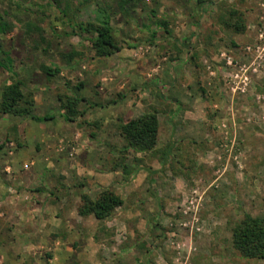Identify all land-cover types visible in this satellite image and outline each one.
<instances>
[{"label": "rangeland", "instance_id": "obj_1", "mask_svg": "<svg viewBox=\"0 0 264 264\" xmlns=\"http://www.w3.org/2000/svg\"><path fill=\"white\" fill-rule=\"evenodd\" d=\"M46 1L0 0V22L10 24L0 33V52L13 67L0 68V89L23 80L34 97L32 114L59 121L0 114V194L44 188L39 193L58 197L50 246L21 242L9 249V261L22 264L17 257L34 250L36 262L23 264H264L231 245L243 214L264 217V0H61L59 9ZM65 9L88 22L108 15L124 48L92 57ZM238 19L237 33L226 24ZM72 50L79 56L70 60ZM41 64L61 72L45 76ZM72 95L84 98L77 106L84 115L64 121L58 98ZM148 111L158 117L155 153L121 152L116 124ZM63 125L68 136L40 143ZM167 142L174 146L162 166ZM122 162L155 171L153 194L144 172L136 186H105L103 178L119 174ZM105 188L122 205L104 220L79 217L78 195ZM3 208L7 235L18 236L17 215Z\"/></svg>", "mask_w": 264, "mask_h": 264}, {"label": "trees", "instance_id": "obj_2", "mask_svg": "<svg viewBox=\"0 0 264 264\" xmlns=\"http://www.w3.org/2000/svg\"><path fill=\"white\" fill-rule=\"evenodd\" d=\"M131 0H122L120 6L127 5ZM47 5L57 7L61 4V0H47ZM68 8V7H67ZM69 10V9H68ZM235 14V12H233ZM61 14L67 17L66 21L69 25L72 34L79 37L87 48L92 51L94 58H106L123 49L121 42L115 40L112 28L109 22V16L103 15L99 21L88 22L77 20L78 15L71 13L70 16L67 9L61 10ZM2 17H0L1 21ZM239 21V23H238ZM228 27L238 33L243 30V25L240 19L234 24H226ZM30 25L27 27V32L31 31ZM10 30V24L0 22V33H6ZM156 32H152L150 37L154 38ZM3 56V61H0V68H3L7 73H12V60L7 52H0ZM71 60L73 56H79L75 51L67 54ZM39 71L48 77H56L60 74L61 68L55 64H41ZM24 81L16 79L13 82H6L0 89V114L26 117L34 122H51L55 120V114L34 115L32 108L34 106V97L31 91L24 92ZM81 84L77 85L79 89ZM162 96V92H159ZM119 96V95H118ZM61 105V116L64 121H74L78 116L84 115V112L78 110L77 106L84 98L76 95L66 98H58ZM118 134L122 137L124 145L121 147V152L132 151L134 153L154 154L156 151V140L158 134V117L156 111H148L136 118H127L120 120L116 124ZM93 134H91L92 136ZM173 142H169L165 146L161 155V164L165 166L170 153L173 150ZM2 145H0V149ZM117 165V164H115ZM138 166L131 168L122 162L120 174L122 175L123 183L128 184L137 171ZM148 173L147 184L150 189L153 184V174L149 168H145ZM49 170H47L48 172ZM46 174V173H45ZM43 174L42 177H45ZM44 188H35L32 192H43ZM45 191V190H44ZM52 193V192H50ZM53 201L58 199L55 194H48ZM79 203L76 207V213L79 217L92 216L96 220H104L117 208L122 205V200L115 195L111 189H102L94 197L85 193L78 195ZM231 245L233 249L242 257L247 259L264 260V217H252L249 214H243L242 218L234 224L231 229Z\"/></svg>", "mask_w": 264, "mask_h": 264}, {"label": "crops", "instance_id": "obj_3", "mask_svg": "<svg viewBox=\"0 0 264 264\" xmlns=\"http://www.w3.org/2000/svg\"><path fill=\"white\" fill-rule=\"evenodd\" d=\"M89 103H90L89 100H87V105L89 107H94L95 103H92V104L91 103L89 104ZM59 116L60 118H62L61 108L59 110ZM57 118L58 117H55L56 123L59 122L57 121ZM55 120L51 122H45V123H52V122H55ZM171 128L172 130L174 129L173 126H171ZM63 132H64V135H62ZM68 133L69 132L65 131L64 125L62 126L61 129L59 127L53 126V131L51 132L49 131V133H46L48 135L44 136V138H41L39 141L40 143H44L46 138L50 137L54 139L55 137H59V136H68L69 135ZM168 143L169 142H167V144ZM41 145L42 144H39L38 148H42ZM138 168L139 170L133 177H131V180L129 181L128 184H132L133 186H136L137 184H139L141 182L140 181L141 179L139 180L138 176L139 175L142 176L141 172L146 173L148 177V173L145 170V168H149L151 171L155 173V171L148 166L138 165ZM103 179L106 181L105 186L107 187L108 186L110 187L121 186L120 185L121 182H122V185H127L123 183L122 175L120 173L114 174L113 178L104 177ZM153 183H154V178H153ZM101 186L104 187L103 185ZM0 203H4L5 208H3V210H5L6 214L9 211H13L17 215L16 220L20 221L19 228H15L14 230V231H18V236H13V235L8 236L7 235L8 229L5 227L6 225L4 224L5 222L4 213L3 211H1L0 213V258L2 262L5 261L4 259H6V261L8 260L9 264L10 263L14 264L13 261H9L10 259H8L9 249L11 247H14L15 245V246H18V249L16 250H19L20 249L19 245L21 244V242H26L24 243V245L31 246L33 249H35L37 245L44 246L48 244L50 246L49 241L51 240L52 236L56 237L57 232H55V230L57 229L58 224L56 223L57 218L55 217V213L57 210L54 205V201L51 200L48 194H42L39 192L33 193V192H30V190H29V194H0ZM53 223L54 225H57L55 228H52L51 226ZM55 240L56 241H54L53 244L55 242L56 244L58 243L57 239ZM25 250L27 249L25 248ZM31 251H29L25 257L15 256L18 259L17 261L21 260L22 258H25L23 263L25 261H30L31 259L36 262L34 257H37L35 255L37 251H34V250H31ZM54 261L55 262L57 261L56 257ZM62 262L63 260H61L60 258V261H57L55 264H61Z\"/></svg>", "mask_w": 264, "mask_h": 264}]
</instances>
